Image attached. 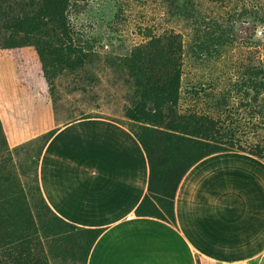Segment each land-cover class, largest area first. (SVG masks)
<instances>
[{
	"label": "rangeland",
	"instance_id": "rangeland-1",
	"mask_svg": "<svg viewBox=\"0 0 264 264\" xmlns=\"http://www.w3.org/2000/svg\"><path fill=\"white\" fill-rule=\"evenodd\" d=\"M45 1L62 12V0ZM64 8L63 25L55 17L50 29L61 35L69 27V37L88 52L78 71L63 69V38L57 55L36 49L21 32L7 31V43L0 33V208L7 212L0 236L4 228L14 231L15 221L35 229L49 264L59 258L51 251L66 246L63 236L76 231L38 198L36 159L50 130L103 116L140 134L154 157L170 128L191 126L208 139L232 136L228 148L261 149L264 156V0H69ZM169 35L181 48L178 75L167 68L172 53L164 56L168 64L158 53L170 45L159 38ZM147 43L146 60L153 52L156 58L135 60ZM176 82L172 96L164 91ZM149 98L160 104L152 117Z\"/></svg>",
	"mask_w": 264,
	"mask_h": 264
},
{
	"label": "crops",
	"instance_id": "crops-1",
	"mask_svg": "<svg viewBox=\"0 0 264 264\" xmlns=\"http://www.w3.org/2000/svg\"><path fill=\"white\" fill-rule=\"evenodd\" d=\"M148 176L147 155L121 122L94 116L57 127L40 152L37 185L76 231L50 263L264 264L263 159L234 150L200 159L174 191L172 216L135 213Z\"/></svg>",
	"mask_w": 264,
	"mask_h": 264
},
{
	"label": "trees",
	"instance_id": "trees-1",
	"mask_svg": "<svg viewBox=\"0 0 264 264\" xmlns=\"http://www.w3.org/2000/svg\"><path fill=\"white\" fill-rule=\"evenodd\" d=\"M11 1L12 2H9V0H0V6H5L6 8L5 11H0V24H2V26H0V33H4L2 40L4 39L6 43L10 42L12 36L9 34L7 36L6 32L9 31L13 34L17 33L18 31L26 36L31 37L32 43L36 49L42 51L41 47L43 46L48 49L54 48V53L59 55L62 48L58 47L56 43L58 42L60 44L61 38H63V69H68L75 72L82 67L88 52L84 51L82 47L76 45L73 38L69 37L68 33L71 35L70 28L68 27L67 29L65 28L64 30H60L59 33L61 35L52 32V30L50 29V23L55 19V17L59 20V23H61L60 25H63V22L65 20L64 7L69 3V0L61 1L62 4L64 3V7L63 5L60 6L62 9V12L60 13L52 8L50 4L46 3L45 0H21L19 2H17L16 0ZM164 37L165 36H162L161 38H159V40L165 39V42L170 44L168 47H165L163 49V47H160L157 43L153 44L151 47H160L158 53L162 57H164L167 53L169 54V52L172 53V62L169 60V63L171 64H168V62H166V57L163 58V62L168 64L167 68L171 69V72H173L175 75H178L180 74L182 63L181 56H179L177 51L181 48L180 46L172 47V45L175 44L176 39L179 45L178 36L169 35V37ZM159 40H157V42ZM151 42L156 41L154 40ZM54 43L55 45H53ZM148 43L145 45H140V47L137 48L136 53L133 55V58L135 60H146L145 57L149 55L147 53ZM67 57L68 60L66 59ZM155 58L156 54L155 52H153L150 53V58H148L146 61L147 63H149L150 59L154 60ZM73 62H79L80 65H74ZM164 65L165 64H160V67L166 68ZM140 69L137 68L138 71H140ZM141 77H144V74H142ZM165 85L171 86L170 84ZM259 85L262 86L263 83L259 82ZM178 87L179 84L176 82L173 89L170 90L168 88H164V91L171 93L170 95L172 96L176 92V90H178ZM149 100H151V102L153 103L150 107V111L152 112L150 117H152L154 116V114L157 115L156 110H158L160 104L156 100H152L151 98H149ZM87 117L94 116L85 115L81 116L80 118ZM209 124H212V126H214V123L212 121H210ZM175 128H170L168 134H166L167 137L165 140L164 149L162 151L159 150L154 155V157L151 156L149 146L146 144L143 137L140 134L135 133L137 139L141 143L147 155L149 164L147 195L144 196L140 204L135 209V213L137 215L148 213V215L161 216L163 213H165L172 216V200L174 191L184 173L194 163L208 155L234 150L232 148H228V146L226 145L233 142L232 136L228 141L217 138L208 139L204 136V130L202 132H199L200 128L198 130H193L191 126L184 127L182 125H177ZM56 130L57 128L50 130L41 147V150L46 141L53 135ZM223 136L224 135H221L220 138H222ZM234 151L247 152L244 150ZM40 152L36 159V183L37 164ZM247 153L252 154L260 159H264L261 149H257L256 151H249ZM36 190L38 192L40 203H42L43 206L53 215L55 220L62 222L70 227H74L64 222L51 211V209L44 201L39 191L38 185L36 186ZM155 203L159 206V208L155 206ZM147 204H150L153 210L147 211ZM0 210V216L7 214L5 209L0 208ZM15 222L17 223V225L14 231L7 232V230L4 228V231L6 232H4V234L0 236V255H3L1 254V250L6 251L7 255V258H3L2 256H0V264H49L40 238L39 236H37V232L35 231V229L29 232L28 229L22 227L21 223H19L18 221Z\"/></svg>",
	"mask_w": 264,
	"mask_h": 264
}]
</instances>
